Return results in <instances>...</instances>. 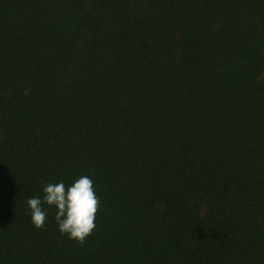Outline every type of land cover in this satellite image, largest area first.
<instances>
[{
	"label": "trees",
	"instance_id": "obj_1",
	"mask_svg": "<svg viewBox=\"0 0 264 264\" xmlns=\"http://www.w3.org/2000/svg\"><path fill=\"white\" fill-rule=\"evenodd\" d=\"M0 264H264V0H0Z\"/></svg>",
	"mask_w": 264,
	"mask_h": 264
},
{
	"label": "clouds",
	"instance_id": "obj_2",
	"mask_svg": "<svg viewBox=\"0 0 264 264\" xmlns=\"http://www.w3.org/2000/svg\"><path fill=\"white\" fill-rule=\"evenodd\" d=\"M43 193V201L37 196L26 202L32 224L42 229L47 219L43 205L54 206L61 235H67L83 246L95 230L96 214L100 208V198L95 193L93 180L85 175L67 187L63 182L49 183L43 187Z\"/></svg>",
	"mask_w": 264,
	"mask_h": 264
}]
</instances>
